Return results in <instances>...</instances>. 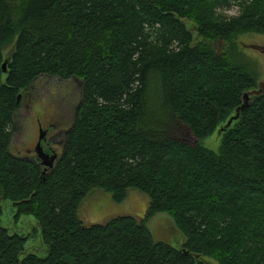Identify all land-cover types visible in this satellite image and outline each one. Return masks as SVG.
Segmentation results:
<instances>
[{
    "label": "trees",
    "instance_id": "obj_1",
    "mask_svg": "<svg viewBox=\"0 0 264 264\" xmlns=\"http://www.w3.org/2000/svg\"><path fill=\"white\" fill-rule=\"evenodd\" d=\"M249 32L264 34V0H0V200L48 247L23 256L26 238L0 226V264H264V94L226 127L257 85L236 44ZM43 78L80 83L45 174L11 152L22 95ZM220 128L217 152L200 144ZM96 191L116 205L136 191L145 215L85 226ZM160 214L182 247L153 240Z\"/></svg>",
    "mask_w": 264,
    "mask_h": 264
},
{
    "label": "rangeland",
    "instance_id": "obj_2",
    "mask_svg": "<svg viewBox=\"0 0 264 264\" xmlns=\"http://www.w3.org/2000/svg\"><path fill=\"white\" fill-rule=\"evenodd\" d=\"M218 13L225 17H232L238 14V10L236 6L232 5L229 8L219 9ZM187 26L190 28L192 25L188 23ZM236 44L238 51L244 56L245 62L258 74L256 89L248 93L254 97L261 86H264V54L257 49V47L264 49V34L244 33L238 37ZM213 48L219 53L222 52V46L216 43ZM10 54L11 48L4 52V62H8ZM79 86L80 83L77 80L64 82L58 79L43 78L22 95V104L15 119L17 132L13 137L11 147V152L14 155L22 158L25 156L36 158L33 151L39 138V124L46 132L51 126H55L54 129H50L48 138L69 129L73 110L79 101ZM262 90L264 92V89ZM155 121L157 125L167 124L163 118H156ZM180 137L188 143H196L189 132L183 131ZM221 139L220 128L200 144L217 152L221 145ZM53 148L60 155L62 145L59 138L53 143ZM0 205L2 207L0 226L5 228L9 234H17L26 238L23 256L47 257L48 247L42 243L37 222L32 217L17 218L16 210L10 201L0 200ZM147 207V197L136 191H129L127 199L121 205L114 204L110 195L96 191L83 201L78 215L85 226L102 225L119 217L143 218ZM147 228L155 242L176 244L180 248L185 240L174 226L173 221L164 214L157 215L148 221ZM209 263L210 261H208Z\"/></svg>",
    "mask_w": 264,
    "mask_h": 264
},
{
    "label": "water",
    "instance_id": "obj_3",
    "mask_svg": "<svg viewBox=\"0 0 264 264\" xmlns=\"http://www.w3.org/2000/svg\"><path fill=\"white\" fill-rule=\"evenodd\" d=\"M257 49L260 50L264 54V49L259 48V47H257ZM6 65H7L6 62L2 64V72L4 74L6 73ZM262 89H264V86L263 87L261 86L259 91L256 92L254 96L258 97V96L263 95L264 92ZM20 99H21V96H18V99H17L18 102L20 101ZM250 100H251V95L244 94L243 105L239 109L236 110L235 116L229 119L228 123L226 124L227 128L230 127L231 124L239 118L241 111H243L246 107H248ZM45 136H46V131L40 130L39 138L34 148L36 160L40 163L41 167L43 168L42 174H45L47 171L52 170L55 162L57 161V155L53 151L52 152L46 151L43 147ZM180 251L183 252L182 249ZM184 254H187V252H184Z\"/></svg>",
    "mask_w": 264,
    "mask_h": 264
},
{
    "label": "flooded vegetation",
    "instance_id": "obj_4",
    "mask_svg": "<svg viewBox=\"0 0 264 264\" xmlns=\"http://www.w3.org/2000/svg\"><path fill=\"white\" fill-rule=\"evenodd\" d=\"M54 128H55V126H51V127H50L51 130L54 129ZM50 129H48V130L50 131ZM40 130H43V129H42V126L39 124V131H40ZM49 131L46 132V136H45V141H44L43 147H44V149H45L46 151H48V152H52V151H53V152L57 155V161H58L59 158H60L61 153H60V155L57 154L56 149L53 148V143H55V140H58V138H59V139L61 140V145H62V144H63V141H64V139H65L66 133H65V132H63V133H62V132H58V133H56L55 136H51V137L48 138ZM33 152H34V151H33ZM34 154H35V153H34ZM24 158L29 159V160H31V161H36V162H38V161L36 160V158H34V157H32V156H25ZM57 161L55 162V164L58 163ZM38 163H39V162H38ZM55 164H54V166H55ZM39 166H40V168H42L41 165H40V163H39ZM42 170H43V168H42ZM173 246H175L176 249L179 248L176 244L173 245Z\"/></svg>",
    "mask_w": 264,
    "mask_h": 264
}]
</instances>
